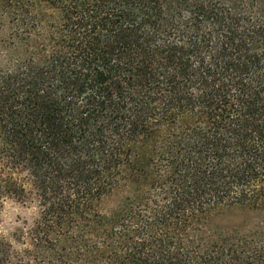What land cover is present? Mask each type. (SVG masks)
I'll return each instance as SVG.
<instances>
[{"label": "trees", "instance_id": "16d2710c", "mask_svg": "<svg viewBox=\"0 0 264 264\" xmlns=\"http://www.w3.org/2000/svg\"><path fill=\"white\" fill-rule=\"evenodd\" d=\"M0 16V210L39 209L0 264H264V219L212 224L264 218V0H0Z\"/></svg>", "mask_w": 264, "mask_h": 264}, {"label": "rangeland", "instance_id": "374dc122", "mask_svg": "<svg viewBox=\"0 0 264 264\" xmlns=\"http://www.w3.org/2000/svg\"><path fill=\"white\" fill-rule=\"evenodd\" d=\"M50 13V12H49ZM14 29L8 23L7 17L0 16V58L6 61L9 58L7 42ZM39 218V209L35 201H26L25 203L13 200L5 201L0 210V238L10 243L15 249L21 247V234H27L36 224ZM261 213L249 211L247 209L233 208L212 220V224L224 230H246L251 225L263 220Z\"/></svg>", "mask_w": 264, "mask_h": 264}]
</instances>
